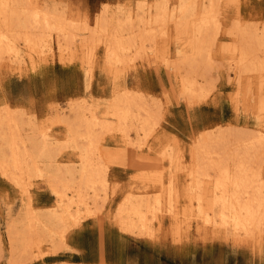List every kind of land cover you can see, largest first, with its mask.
I'll return each instance as SVG.
<instances>
[{"label": "bare ground", "instance_id": "obj_1", "mask_svg": "<svg viewBox=\"0 0 264 264\" xmlns=\"http://www.w3.org/2000/svg\"><path fill=\"white\" fill-rule=\"evenodd\" d=\"M231 1L234 2L130 0L129 5L125 3L126 8L109 12L108 20L105 12L100 13L88 30L89 27L79 29L77 22L74 24V20L56 10H47L43 1L0 0V68L20 72L19 65L32 52L43 60H62L66 51L74 58L80 52L86 60L94 57L102 61L107 82L118 88L110 98L97 101L96 108L94 101L82 94L68 97L64 104L51 105L49 123L61 125L66 133L64 137H53L50 126L42 127L31 120L26 124L32 134L23 136L25 132L22 134L21 130L25 124L18 111L8 104L0 107V174L29 197L23 227L16 229L17 222H13L6 230L10 264H15L16 256L34 254L31 251L46 239L53 241L50 236L55 231L53 223L57 224L58 239L63 243V224L68 220L76 222L80 210L88 214L97 212V184L106 195L108 170L92 160L100 140L96 126L103 128L100 129L103 133L118 131L125 136L128 129L134 128L136 149L145 145L148 137L157 135L159 108L156 105V111L148 106L141 94L126 85L127 70L118 67L124 63L125 54L144 50L158 30L172 25L179 31L178 35L189 33L192 39L187 51L177 49L174 53L179 62L164 59L161 66L171 71L179 95L192 103L204 94L207 83H211L206 66L225 17L222 7ZM231 35L237 38L230 47L235 77L240 79L242 72L264 71V27L247 30L237 19ZM99 51L100 59L95 58ZM219 127V130L213 128L212 140L209 131L194 139L193 158L186 165L179 154L171 151L170 144L154 149L155 163L141 165L136 192L129 189L117 208L119 230L150 240L168 220L171 238L175 241L191 225L197 231L214 228L220 236L236 244L254 247L264 241V126L250 134L237 130L240 134L231 140V135L228 137L224 128ZM37 135L41 137L36 139ZM44 169L48 173L45 180L55 197L48 216L32 207L29 196L31 182L45 177ZM181 199L187 202L183 208L178 205Z\"/></svg>", "mask_w": 264, "mask_h": 264}, {"label": "rangeland", "instance_id": "obj_2", "mask_svg": "<svg viewBox=\"0 0 264 264\" xmlns=\"http://www.w3.org/2000/svg\"><path fill=\"white\" fill-rule=\"evenodd\" d=\"M37 1H43L47 10H56L67 19L74 20L72 22H77L79 29L89 27L88 30L95 25L100 13L105 12L108 20L111 12L117 13L130 4V0ZM222 8L225 17L220 23L206 66L207 78L212 77V81L207 79L211 83H207L204 94L192 103L179 95L174 79L170 76L171 71L161 66L164 59L178 61L179 57L174 55L177 49L187 51L192 39L189 33L180 32L178 35L179 31L172 25L158 30L157 36L144 50L136 49L125 54L123 65L118 67L127 70L124 78L126 85L141 94L148 106L155 110L159 108L157 135L148 137L147 143L136 149L134 128L128 129V136H125L118 131L103 133L100 129H104L96 126L95 131L100 134V140L92 160L94 164H103L108 170L106 195L101 185L97 184L99 197L96 198L95 209L100 211L93 209V215L92 212L88 214L80 210L77 224L70 220L63 224V243L58 239L57 224L53 223L55 231L50 235L53 241L46 239L38 247L40 251L38 248L31 251L34 254L14 257L15 264H264V241L254 247L246 243L236 244L220 236L214 228L197 231L195 225H191L175 241L171 238L168 220L161 229L155 231L154 239L149 240L148 237L123 233L116 222L119 204L129 189L136 192L140 167L142 164L155 163L154 149L158 146L170 144L171 151L179 154L186 165L190 157L193 158L191 147L200 133L209 131L212 140L215 137L212 136V130L220 126L228 137L231 135V140L241 132L243 134V131L248 134L264 126V71L242 72L238 79L230 58V47L237 42V38L231 35L236 20L247 30L264 27V0H234ZM67 52L62 60H43L32 52L31 57H26V62L19 65L20 72L0 68V107L8 104L18 111L20 120L26 125L21 130L22 134L25 132L23 136H31V127L26 124L31 120L42 127L50 126L53 137H64L66 133L61 125L50 124L51 117L48 115L51 105L64 104L68 97L82 94L89 97V101H94L96 108V103L110 98L118 90L107 82L102 61H96L94 57L86 60L80 52L71 58ZM100 54L101 51L97 52L95 58L100 59ZM259 56H262L261 50ZM237 130H241L240 133ZM40 137L37 135L36 139ZM129 142L133 144L129 145ZM40 167L43 169L42 163ZM43 173L45 177L35 178L31 182L29 196L32 207L48 216L55 197L45 180L48 175L46 169ZM180 175L181 172H178ZM28 200L27 195L20 193L0 174V264H10V241L6 230L13 222H17L16 229L23 227L22 218ZM178 205L183 208L187 202L181 199ZM29 256L33 257L30 259Z\"/></svg>", "mask_w": 264, "mask_h": 264}]
</instances>
